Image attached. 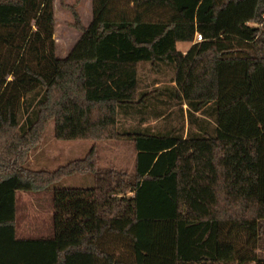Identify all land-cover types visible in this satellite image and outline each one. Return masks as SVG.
Returning a JSON list of instances; mask_svg holds the SVG:
<instances>
[{
	"label": "trees",
	"instance_id": "16d2710c",
	"mask_svg": "<svg viewBox=\"0 0 264 264\" xmlns=\"http://www.w3.org/2000/svg\"><path fill=\"white\" fill-rule=\"evenodd\" d=\"M66 8L80 36L59 59L54 0H0V264H264V0H91L87 26ZM141 63L172 87L140 91ZM162 95L194 131L119 132L149 98L162 117ZM50 122L57 140L125 137L133 174L94 148L27 167ZM74 175L94 186L53 191L52 236L17 238L16 193Z\"/></svg>",
	"mask_w": 264,
	"mask_h": 264
},
{
	"label": "rangeland",
	"instance_id": "374dc122",
	"mask_svg": "<svg viewBox=\"0 0 264 264\" xmlns=\"http://www.w3.org/2000/svg\"><path fill=\"white\" fill-rule=\"evenodd\" d=\"M66 6L75 7L82 23L87 24V20L91 18V0H55L54 17H55V34L57 58H64L69 52L73 44L78 40L79 33L72 28L74 23L72 14ZM84 24V25H85ZM190 43H177L176 49L179 52L187 51ZM139 89L140 91L152 92L158 89L160 92L165 88L172 87L173 70L165 66H161L156 72L149 63H141L138 66ZM161 100L169 102L166 96H161ZM152 98H149V109L147 113L140 116L119 117V132L123 130L132 132L131 129L147 130L148 132L164 133L171 131L175 134L186 136L187 131L196 129V124L191 125L189 129V120L186 114V106L177 104L172 101L167 105H157L161 110L165 109L164 115L154 119L150 114L153 107ZM198 119H205L200 113H196ZM144 121V122H142ZM95 149L97 155V165L100 168L113 167L117 170L124 171L129 175L133 174L135 167V150L131 141L125 137L118 138L113 141H87V140H57L54 138V123L50 122L43 133L41 143L28 154L27 167L33 170L54 171L60 166L70 161L84 157L91 149ZM94 186V180L91 175H74L53 184L48 191L43 193H16V237H48L44 231L52 227V218L49 221L40 220L37 212L51 210L52 195L55 189H90ZM33 195V196H29ZM29 196L28 198H24ZM42 200L46 204L41 205ZM48 206V207H47ZM50 213V212H49Z\"/></svg>",
	"mask_w": 264,
	"mask_h": 264
},
{
	"label": "crops",
	"instance_id": "0c3cea01",
	"mask_svg": "<svg viewBox=\"0 0 264 264\" xmlns=\"http://www.w3.org/2000/svg\"><path fill=\"white\" fill-rule=\"evenodd\" d=\"M54 2H55V0H54ZM80 17V16H79ZM91 18H92V16H91ZM91 18H89L88 20H87V24H85V23H82L83 25L85 24V26H87L89 23H90V21H91ZM81 19V18H80ZM82 22V21H81ZM79 36H80V34H79ZM55 40H56V38H55ZM56 44H58L57 43V41H56ZM75 44V43H74ZM73 44V45H74ZM191 46V45H190ZM72 48V47H71ZM70 48V49H71ZM189 49V48H188ZM187 49V50H188ZM70 51V50H69ZM187 51H183V52H181V53H186ZM68 54V53H67ZM66 54V55H67ZM65 58V57H64ZM60 59V58H59ZM63 59V58H62ZM33 193V192H32ZM38 193H43V192H38ZM29 196H33V195H29ZM29 196H25L24 198H28ZM15 198H16V196H15ZM39 204H40V206L41 205H45L46 203L44 202V201H42V200H40L39 201ZM48 207V206H47ZM41 208H42V206H41ZM43 209V208H42ZM52 210H53V205H52V208H51ZM50 212V213H49ZM39 215H37V217L40 219V220H44V221H49V224H50V218H52L53 217V212H52V216H51V210L49 211V210H47V208L45 209L44 208V210H42V211H38L37 212ZM15 217H16V214H15ZM52 220V219H51ZM40 230H42V231H44V233L46 234V235H50V236H48V237H29V238H50L51 236H52V234H53V226L51 227V224H50V226L49 227H47L46 229H40ZM20 239H27V238H20Z\"/></svg>",
	"mask_w": 264,
	"mask_h": 264
},
{
	"label": "built area",
	"instance_id": "2783aa9c",
	"mask_svg": "<svg viewBox=\"0 0 264 264\" xmlns=\"http://www.w3.org/2000/svg\"><path fill=\"white\" fill-rule=\"evenodd\" d=\"M195 41H196V42L201 41V36L197 34L196 37H195Z\"/></svg>",
	"mask_w": 264,
	"mask_h": 264
}]
</instances>
